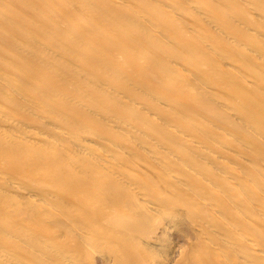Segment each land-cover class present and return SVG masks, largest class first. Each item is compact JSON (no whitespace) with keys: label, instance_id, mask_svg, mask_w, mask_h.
Here are the masks:
<instances>
[{"label":"bare ground","instance_id":"bare-ground-1","mask_svg":"<svg viewBox=\"0 0 264 264\" xmlns=\"http://www.w3.org/2000/svg\"><path fill=\"white\" fill-rule=\"evenodd\" d=\"M0 264H264V0H0Z\"/></svg>","mask_w":264,"mask_h":264},{"label":"rangeland","instance_id":"rangeland-1","mask_svg":"<svg viewBox=\"0 0 264 264\" xmlns=\"http://www.w3.org/2000/svg\"><path fill=\"white\" fill-rule=\"evenodd\" d=\"M178 232H175V233H172V241H173V244L175 245V247H179V245H181L182 244V239H183V237H182V234L181 233H178ZM180 234V235H179ZM180 237H179V236Z\"/></svg>","mask_w":264,"mask_h":264}]
</instances>
